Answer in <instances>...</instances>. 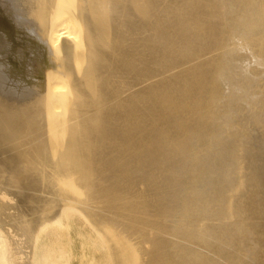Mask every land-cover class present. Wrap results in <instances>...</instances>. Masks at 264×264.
<instances>
[{
    "label": "bare ground",
    "instance_id": "bare-ground-1",
    "mask_svg": "<svg viewBox=\"0 0 264 264\" xmlns=\"http://www.w3.org/2000/svg\"><path fill=\"white\" fill-rule=\"evenodd\" d=\"M0 264H264V0H0Z\"/></svg>",
    "mask_w": 264,
    "mask_h": 264
},
{
    "label": "rangeland",
    "instance_id": "rangeland-1",
    "mask_svg": "<svg viewBox=\"0 0 264 264\" xmlns=\"http://www.w3.org/2000/svg\"><path fill=\"white\" fill-rule=\"evenodd\" d=\"M11 203H12V202H11ZM59 203H60V202H59ZM59 203H57V205H56V203H55V204H54V207L52 208L53 210L50 209V210H48V211H51V210L54 211L55 205H56V207L60 206ZM58 204H59V205H58ZM62 204H63V203H62ZM65 205H67V204H63V205H61V206H63L62 209H63V208L66 209ZM67 206H68V205H67ZM77 208H78V207H77ZM64 209H63V210H64ZM76 210H77V211H75L76 213H74L75 215H79V214H78L79 212H80V213H84V212H85V211L82 212L83 209L80 210V211H78V209H76ZM77 212H78V213H77ZM72 213H73V212H72Z\"/></svg>",
    "mask_w": 264,
    "mask_h": 264
}]
</instances>
